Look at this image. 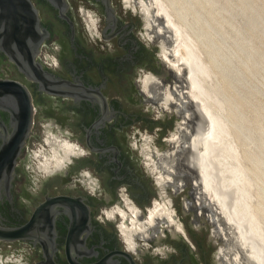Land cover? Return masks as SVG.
<instances>
[{
    "label": "flooded vegetation",
    "instance_id": "flooded-vegetation-1",
    "mask_svg": "<svg viewBox=\"0 0 264 264\" xmlns=\"http://www.w3.org/2000/svg\"><path fill=\"white\" fill-rule=\"evenodd\" d=\"M32 2L50 33L37 61L74 97L42 92L0 54V80L23 84L33 106L0 227L40 219L31 238L0 241L5 264H236L243 252L191 164L200 113L165 58L175 61V45L158 9L110 0L108 18L98 0ZM9 120L0 111L1 135ZM45 129L56 164L38 175L26 163Z\"/></svg>",
    "mask_w": 264,
    "mask_h": 264
},
{
    "label": "bare ground",
    "instance_id": "bare-ground-1",
    "mask_svg": "<svg viewBox=\"0 0 264 264\" xmlns=\"http://www.w3.org/2000/svg\"><path fill=\"white\" fill-rule=\"evenodd\" d=\"M154 1L159 9L158 12L165 15L167 24L173 26L174 33L177 35V37L174 35L176 39L175 43L177 41L174 49V53L176 54L175 61H171L168 55H165V58L170 62L172 70L176 73H181V65L187 68L189 73L188 82L190 81L189 93L196 103L200 102L198 106H200L202 113H204L207 118L206 131L196 135L193 144L194 153L196 151V154L193 153L195 162L201 170V174H203L204 187L219 205L221 214L226 217L227 221L230 224H236L238 234L252 254H255L259 261L264 264V222L254 210L247 206L248 202H246V200L249 195L248 192L251 183L247 179L248 175L243 171L240 153L234 140L235 134L233 133L235 132L238 136H243V114L241 115V112H239V103L237 101L232 102L231 98H227L226 95L224 96L220 92L219 87H211L210 85L213 75L219 74L224 81L228 82L229 87L232 86L236 92V88L239 85L242 86L247 83L245 71L248 70L250 65L259 64V59L252 53L253 51L251 52L248 50L246 46L248 42L244 44V41H234L231 48L227 44V38L221 35V33H216L218 34V40L217 42L213 41L210 36L211 32L209 31L211 27L202 18L201 12L194 9V2L192 3V0L191 3L185 1V5H181V7H176L171 3V5H169L165 0ZM244 1L242 2L244 3ZM204 4L207 5L206 3ZM226 4H229V2L227 1L225 6ZM233 7H235L234 4ZM187 8L188 12L190 11L189 9L192 10L190 12L193 13L194 25H200L203 29V33L197 32L199 31L197 28H191L188 17L183 12V10ZM250 8L251 7H248L247 11H250ZM225 9L227 11V7ZM257 12L258 10L253 13L250 11V28L259 29L260 27L259 18L261 12ZM231 15L232 14H230V16ZM261 33H264V31L261 30ZM255 37L254 39H256ZM202 47L206 48V57L202 52ZM227 109H229V111ZM254 110H256L255 107ZM228 113L232 114V118L227 116ZM255 122H257V120ZM245 137L248 142L251 141L250 136L247 135ZM251 143L255 144L256 142L254 143L252 140L250 144ZM262 143L264 144V139ZM262 147L264 146L262 145ZM263 150L264 149H262V151ZM258 157L259 156H257V159L253 160V163L260 169V172H262L264 171V157ZM46 162L45 165L47 167L56 164L54 161L52 162V160L50 161L48 159ZM260 172H258L259 178L263 175V173ZM250 180L253 182L251 178Z\"/></svg>",
    "mask_w": 264,
    "mask_h": 264
},
{
    "label": "water",
    "instance_id": "water-1",
    "mask_svg": "<svg viewBox=\"0 0 264 264\" xmlns=\"http://www.w3.org/2000/svg\"><path fill=\"white\" fill-rule=\"evenodd\" d=\"M46 1L55 7L67 6L66 0ZM98 1L102 2L105 6L107 17L113 18L114 10L110 0ZM140 2H142V4L139 8L134 6L133 8L140 10L142 7L147 12L148 8L151 10L153 9L151 0H140ZM156 8L158 9L157 6ZM151 10L150 17L156 24H159V28H162L161 21L167 24V19L164 14L159 16L161 21H158L155 16H151ZM167 29L170 31L171 38L175 45L174 28L171 25H167ZM153 33H155V29ZM49 37L50 33L43 25L39 10L35 7L32 0H0V54L4 55L13 63L17 70L24 74L29 80L38 83L42 92L64 98L74 97L72 88L68 83L55 78L54 75L46 71L40 62L37 61L40 49ZM4 68L5 66L1 67L0 70H5ZM181 68V73H177V76L186 82L189 75L188 70L184 65H181ZM197 103L198 105L200 104V102ZM198 105L197 110L200 113V119L194 136L204 133L207 129V118ZM0 111L10 114L9 126L11 129L9 135L7 133L5 135L0 134L2 140L0 146V202H2L6 199V196L7 199H12L9 194L13 186L12 181L16 176L15 169L32 127L33 106L27 88L20 82L1 79ZM1 130H3V128H1ZM45 132H49V129H45L44 133ZM28 158L30 161V156H28ZM191 164L197 168L194 154L191 155ZM29 165L31 167V161L29 164L26 163V166ZM203 188L206 192L204 185ZM65 199L66 198H59L57 201H64ZM48 201L49 202H47L45 206L53 203L50 202L52 201L51 199H48ZM215 206L216 208L218 207L216 202ZM38 215H34L30 223L31 227L37 222H40ZM226 226L233 236L232 239L238 242L240 250L243 252L242 254L235 253L238 259L236 260V264H262L256 255L252 254L238 234L236 224H230L226 219ZM27 228L6 229L0 227V241L9 243L16 240L31 238L28 235H24V232L30 231V228L25 230ZM228 261L229 264H233L230 260ZM0 264H5L1 251Z\"/></svg>",
    "mask_w": 264,
    "mask_h": 264
},
{
    "label": "rangeland",
    "instance_id": "rangeland-1",
    "mask_svg": "<svg viewBox=\"0 0 264 264\" xmlns=\"http://www.w3.org/2000/svg\"><path fill=\"white\" fill-rule=\"evenodd\" d=\"M165 1L169 5L174 4L176 7H181V5L184 6L185 1H188L191 3V0H174V1L165 0ZM196 1H198V2H196ZM227 1L229 2V4H226V6H225V3H227ZM242 1H244V0H216V2H215V0H202V1L201 0H192V3L194 2L193 3L194 9L201 12L202 18L211 27V29H209V31L211 32L210 36H211V39L213 41L217 42L218 34H216V33H219V34L221 33V35H223L225 38H227V40H228L227 44L231 48L233 46L232 44L234 41L235 42L244 41V44H246L248 42L247 43L248 45L246 44V46L248 47V50L251 52L253 51L252 53L254 55H256V58L258 57V59H259L258 60L259 64H257L258 67H257V65H250L248 70L245 71L247 83L243 84L242 86L239 85L236 88V92L232 86L229 87L228 82L224 81L223 78H221L219 74L213 75L210 85H211V87H214V86L219 87L220 92L224 96L226 95L227 98H231L232 102L237 101L239 103V112H241V115L243 114L242 118H244V120L242 119V121H243L242 122L243 136L242 135L238 136L237 133L233 132L235 134L234 140H235V143H236L238 150H239V153H240V159L242 162L243 171L253 181V182H251L250 178L247 177L248 181L251 184L249 187V192H248L249 195H248L246 202H248L247 206L250 207L252 210H254L259 215L261 220L264 222V177H263L264 171L260 172V169H258L256 167V165L253 163V160L257 159V156H259L258 158H260V156L264 157V155H263L264 150L262 151V149H264V147H262V145L264 146V144L262 143V141L264 139V116H263L264 115V52H263L264 51V33H261V30L264 31V0H245L244 3ZM204 3H206L207 5H205ZM208 3H210V4H208ZM233 4L235 7H233ZM239 5H241V6H239ZM260 5H261V7H260ZM252 6H253V8L254 7L255 8L253 9ZM154 7H156L155 4H153V8ZM226 7H227V11L225 9ZM248 7L252 8V9L250 8L251 13H253L257 10H258L257 13L261 12L260 13L261 15L259 14L260 15V18H259L260 27H259V29L250 28V23H249L250 11H247ZM189 10L192 11L191 9H189ZM207 10H209V11H207ZM158 11H159V9H158ZM158 11H157V15H162ZM190 11L188 12V8L183 10L184 14H186L188 17V22H189L191 28H195V29L197 28V30H199L197 32L203 33V31H202L203 29L200 27V25H197V26L194 25V20H193V15H192L193 13ZM222 13H225V14H222ZM244 13H246V14H244ZM230 14H232L231 16H233V15L234 16L231 17ZM174 15H175V13H174ZM175 17H176V15H175ZM226 19H228V20H226ZM230 19H231V21H230ZM175 20H176V18H175ZM224 20H225V22H224ZM261 22H262V24H261ZM254 31L256 34L254 33ZM234 35H236V36H234ZM213 36H215V37H213ZM254 37L256 39H254ZM253 39H254V41H253ZM258 39H260V40H258ZM176 43H177V41H176ZM176 43H175V46L171 47V49H173V47L175 49ZM261 45H263V46H261ZM201 49H202V52L204 53V55L206 57V48L202 47ZM258 49H259V51H258ZM260 51L263 53H261ZM48 59H50V58H48ZM252 68H253V71H252ZM248 82H250V83H248ZM256 83H257V85H256ZM257 87H258V89H257ZM246 88H247V90H246ZM259 92H260V94H259ZM227 106H228V104H227ZM254 107L256 110H254ZM227 110L229 111V109H227ZM262 112H263V114H262ZM227 116L229 118L230 117L232 118L231 113H228ZM255 119L257 120L258 123L255 122L256 121ZM256 123H257V125H256ZM258 130L260 132V135H259ZM247 135L250 136L251 141L253 140V142L254 143L256 142V143L250 144L251 141L248 142L246 140L245 136H247ZM51 137H52V135H51L50 131L43 133L42 138H43L44 142H42V141H40L39 143L36 142L37 148H35V146H34L33 147L34 148L33 149L34 154L31 153V155H30L31 167L38 175L40 174L41 170L45 171V169H48L47 166L45 165V162H46L45 160L48 159L50 161L52 160V162L54 161L53 158L55 157L56 150L54 148V144L52 143L53 140L50 139ZM247 139H249V138H247ZM45 141H46L47 145L45 144ZM258 172L263 173L261 178L258 177ZM250 191H251V194H250Z\"/></svg>",
    "mask_w": 264,
    "mask_h": 264
}]
</instances>
